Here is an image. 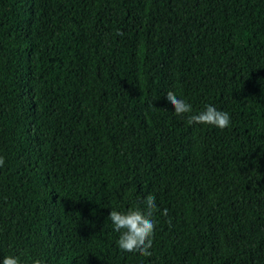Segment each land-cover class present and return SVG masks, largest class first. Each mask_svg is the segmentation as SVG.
Listing matches in <instances>:
<instances>
[{
  "label": "trees",
  "instance_id": "16d2710c",
  "mask_svg": "<svg viewBox=\"0 0 264 264\" xmlns=\"http://www.w3.org/2000/svg\"><path fill=\"white\" fill-rule=\"evenodd\" d=\"M0 156V264H264V0H0Z\"/></svg>",
  "mask_w": 264,
  "mask_h": 264
},
{
  "label": "clouds",
  "instance_id": "9594fccd",
  "mask_svg": "<svg viewBox=\"0 0 264 264\" xmlns=\"http://www.w3.org/2000/svg\"><path fill=\"white\" fill-rule=\"evenodd\" d=\"M166 100L171 104L177 116L187 115L189 124L210 125L218 129H225L230 125L228 112L218 110L214 105H206L199 113L192 114V105L177 97L173 91L166 94ZM5 164V158L0 156V167ZM144 208H130L121 212L111 210L107 219L111 221L113 230L119 233L117 246L122 252L138 253L141 256H151L156 224L153 214L157 210L155 196L148 195L144 201ZM167 215V210H164ZM2 264H21L16 255H4ZM32 264H42L40 259H34Z\"/></svg>",
  "mask_w": 264,
  "mask_h": 264
}]
</instances>
